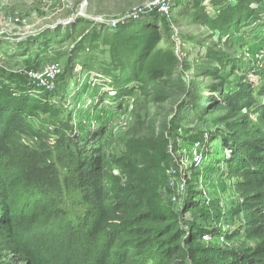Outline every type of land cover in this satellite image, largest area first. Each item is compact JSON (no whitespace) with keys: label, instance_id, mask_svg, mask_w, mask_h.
I'll return each mask as SVG.
<instances>
[{"label":"rangeland","instance_id":"1","mask_svg":"<svg viewBox=\"0 0 264 264\" xmlns=\"http://www.w3.org/2000/svg\"><path fill=\"white\" fill-rule=\"evenodd\" d=\"M151 1L0 0V120L6 109H20L31 132L19 143L29 146L35 132L63 130L67 123L72 149L96 156L100 170L120 185L129 179L140 195L136 209L161 215L159 226L176 227L180 237L194 235L201 246L245 250L258 239L248 237L243 225L247 206L240 209L244 201L234 187L243 166L234 152L262 126L251 109L228 104L234 92L246 96L252 89L257 102L264 100V92L254 90L264 85V46L250 44L253 32L245 37L237 31L240 12L264 8V0H182L162 23L146 19L135 30L146 32L153 65L142 70L138 83L124 79L129 94L116 97L101 68H116L120 60L112 59L108 39L84 37L90 30L95 36L113 30L94 19H116ZM52 63L56 78L46 96L15 82L27 84ZM65 172L60 168L61 176ZM15 178V203L22 204L23 184L39 185ZM55 191L63 204L72 200L64 187ZM172 231L158 241L168 242ZM183 242H160L157 249L170 261Z\"/></svg>","mask_w":264,"mask_h":264},{"label":"trees","instance_id":"2","mask_svg":"<svg viewBox=\"0 0 264 264\" xmlns=\"http://www.w3.org/2000/svg\"><path fill=\"white\" fill-rule=\"evenodd\" d=\"M243 4L247 5L245 1ZM260 7L240 12L237 31L245 37L253 32L255 37L248 40L250 44L264 46V8ZM146 19L165 21L158 14L148 13L118 26L106 36L99 31L95 36L90 30L84 37L108 39L112 59L120 60L116 68L108 65L101 68L116 97L129 94L131 85L124 79L141 81L142 70L153 65L149 60L153 46L144 40L146 32L135 30ZM123 37L131 39L128 43L125 40L117 43ZM82 46L81 40L79 48ZM14 79L19 85H27ZM254 90L261 95L264 85ZM251 93L244 96L238 92L236 96L234 92L228 105L251 109L256 115L254 120L262 126L242 140L234 152L239 157L238 164L243 166L234 187L244 201L240 209L244 204L247 206L243 225L248 237L258 239L254 246L238 252L214 245L201 246L194 235L182 238L174 231L176 227L159 226L163 223L161 215L136 209L140 195L132 190L129 179L120 185L100 170L101 162L97 164L96 156L83 154L81 147L72 149V139L64 134L70 128L67 123L63 130L42 128V132H35L38 135H34L32 146L24 145L19 139L31 132L30 124L20 109H6L5 120H0V264H264V100L257 102ZM39 94L46 96L44 92ZM51 133H56L54 146L48 143L53 137ZM60 168L68 172L61 176ZM16 175L39 185L23 184L22 204L15 203ZM59 187L66 189L70 202L63 204L55 196ZM74 203L79 212H73ZM171 231L166 243L171 245L178 239L184 242L177 244L179 252L169 261L157 245L160 242L165 245L158 239ZM130 249L131 254L127 252Z\"/></svg>","mask_w":264,"mask_h":264},{"label":"built area","instance_id":"3","mask_svg":"<svg viewBox=\"0 0 264 264\" xmlns=\"http://www.w3.org/2000/svg\"><path fill=\"white\" fill-rule=\"evenodd\" d=\"M177 0H152L149 4L137 7L130 13H127L116 19H110L105 21L101 18L94 19L99 25L106 26L107 28L115 29L120 25L125 24L130 20H137L142 15L158 14L161 17L169 18L172 4ZM57 64H48L43 71L32 74L33 77L28 79L27 85L32 88L35 92H53V81L56 78ZM59 84V83H58ZM55 97V96H54ZM231 152L229 151L228 156L231 157ZM205 239L206 236H203Z\"/></svg>","mask_w":264,"mask_h":264},{"label":"crops","instance_id":"4","mask_svg":"<svg viewBox=\"0 0 264 264\" xmlns=\"http://www.w3.org/2000/svg\"><path fill=\"white\" fill-rule=\"evenodd\" d=\"M8 49H10L11 50V52L10 53H15V50L13 49V47H10V48H8ZM1 50V49H0ZM17 80V79H16Z\"/></svg>","mask_w":264,"mask_h":264}]
</instances>
